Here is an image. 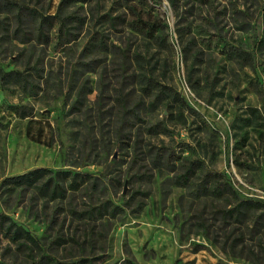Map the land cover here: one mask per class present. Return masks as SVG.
<instances>
[{
	"label": "rangeland",
	"instance_id": "rangeland-1",
	"mask_svg": "<svg viewBox=\"0 0 264 264\" xmlns=\"http://www.w3.org/2000/svg\"><path fill=\"white\" fill-rule=\"evenodd\" d=\"M139 17L164 44L123 21ZM0 65L32 85L0 82V212L39 241L1 236L0 260L264 264V207L224 212L264 199V0H0ZM40 166L99 183L54 200L2 183Z\"/></svg>",
	"mask_w": 264,
	"mask_h": 264
},
{
	"label": "trees",
	"instance_id": "trees-1",
	"mask_svg": "<svg viewBox=\"0 0 264 264\" xmlns=\"http://www.w3.org/2000/svg\"><path fill=\"white\" fill-rule=\"evenodd\" d=\"M75 1H85V0H62V3L65 2L72 3ZM126 1H130V0H126ZM197 1L200 3H207L210 0H197ZM115 18H120V16L113 17V19ZM123 21L127 22L130 26L139 29L141 31L146 30L149 31L148 33L151 32L152 33L151 35L155 37V39L162 44H164L166 41V34L164 33L161 34L157 32H156L157 34L155 33V31L161 25L154 20H147L142 17H139V18H134L132 20H123ZM65 26L66 24L64 19L60 24V28L62 32L64 29V34L68 30V28H65ZM166 26L167 24L163 23V27ZM18 29L22 33L25 32L24 27H22L20 24H18ZM101 41L103 42V40ZM231 48L235 50L237 55H239L244 59L249 60L250 63L254 66V57L247 50L236 45H231ZM10 79L21 81L24 87H26L27 85H31L29 80H27V78L24 76L22 72L12 71V70L7 71L0 65V82L6 83ZM162 87L174 91V89L171 86H166L162 84ZM258 89L260 93L264 94V86L262 84H259ZM174 93H177L180 96L179 92H174ZM181 99L182 101H184L182 97ZM9 108H11L14 112H16L20 117L23 118L33 113L32 108H29L24 104H10ZM28 135L37 141H42V134H40V136L31 135V131L29 129ZM48 144L52 145V141H49ZM33 178H35L33 187L36 193L40 196L47 197L50 200H54L58 198H62V199L66 198L68 196L69 190L71 189L76 190L81 188L87 178L91 179V185L93 186L98 185L99 183L98 179H100L97 176L93 177V175L90 174L89 172H85L81 170L73 171L71 169H65V168H52V167L40 166L21 174L6 177L2 180V183H15L22 180L31 181ZM226 188L230 189L232 192L235 193V190L232 188L231 184H227ZM244 203L250 209L264 207V199H250L247 200V202L241 201L237 205L225 209L224 212L231 215H234L236 213L239 214L242 211L241 206ZM115 211H116L115 208L114 207L109 208V204L108 202H106L91 206L87 210L81 211L80 215L82 216L89 215V217H93L98 213L103 214L105 212L114 214ZM74 212L77 213L76 211ZM1 236L7 238L10 242L16 243L18 246H27L33 248L39 243L38 239L32 234V232L29 229L25 228L12 216L4 212H0V237ZM102 257L103 256H101L100 254L83 255L73 260H55L53 264H98V261L102 259ZM41 262L42 259L35 261L34 264H41ZM127 262L128 264H147V263L137 262L131 259H128ZM0 264H9V263L0 260Z\"/></svg>",
	"mask_w": 264,
	"mask_h": 264
},
{
	"label": "built area",
	"instance_id": "built-area-1",
	"mask_svg": "<svg viewBox=\"0 0 264 264\" xmlns=\"http://www.w3.org/2000/svg\"><path fill=\"white\" fill-rule=\"evenodd\" d=\"M261 197H263V198H264V194H262V195H261Z\"/></svg>",
	"mask_w": 264,
	"mask_h": 264
}]
</instances>
